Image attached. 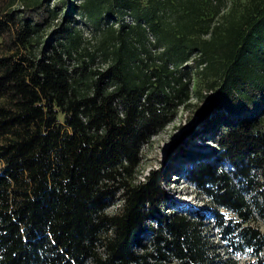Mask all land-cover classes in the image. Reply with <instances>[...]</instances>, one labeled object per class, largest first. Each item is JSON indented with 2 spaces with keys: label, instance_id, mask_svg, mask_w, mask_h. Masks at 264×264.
Segmentation results:
<instances>
[{
  "label": "trees",
  "instance_id": "obj_1",
  "mask_svg": "<svg viewBox=\"0 0 264 264\" xmlns=\"http://www.w3.org/2000/svg\"><path fill=\"white\" fill-rule=\"evenodd\" d=\"M74 2L0 0V264H264V0ZM192 72L182 141L214 146L169 158L201 206L169 196V162L138 179Z\"/></svg>",
  "mask_w": 264,
  "mask_h": 264
},
{
  "label": "rangeland",
  "instance_id": "obj_2",
  "mask_svg": "<svg viewBox=\"0 0 264 264\" xmlns=\"http://www.w3.org/2000/svg\"><path fill=\"white\" fill-rule=\"evenodd\" d=\"M63 0H56V2H61ZM246 1V0H227L228 4L231 5L232 2ZM77 5H80V0H75ZM21 7L20 5L16 8ZM227 9L223 13H226ZM66 12V10L64 11ZM61 16H59L58 21H61ZM74 19L76 22L73 23V26L78 30L84 32L85 37L89 41L86 45H90V49H94L93 45H96V39L91 38L92 30L89 26L85 24V17L80 14V11L74 14ZM214 23L221 21V16H214ZM53 29H47L46 33L50 34ZM71 66L80 65V56H74V59L69 61ZM95 68L104 67L103 63L98 60ZM191 96L190 101L185 107L179 109L178 115L173 123L168 125L163 131L158 135L154 136L151 140V143L144 145L142 148V163L139 168L138 179L144 178L148 175V172L151 170H157L164 167L168 162L171 166L170 177L165 182V187L169 193V196L177 204L182 205H192V206H201L203 203V196L195 192L194 188L187 184L182 173L186 166L187 161L182 160L180 163L177 159H170L169 157L176 154L182 147L185 150L198 151V152H211L214 146L213 141L210 138V135L207 133H201L194 138L186 139V144L182 141L186 133H188L192 127L199 128L197 121L199 119L200 113L203 112L206 106V80L200 78L195 72L191 73ZM207 134L202 139L201 136ZM183 159V158H182ZM176 171V175H173ZM115 209V208H113ZM112 209V210H113ZM170 210L174 211V208L170 206ZM228 216H233L231 213L226 212ZM259 226L260 230L264 233V220L258 218L256 223ZM207 234L212 237V240L217 242V231L213 226L206 228ZM264 256V252H263Z\"/></svg>",
  "mask_w": 264,
  "mask_h": 264
}]
</instances>
